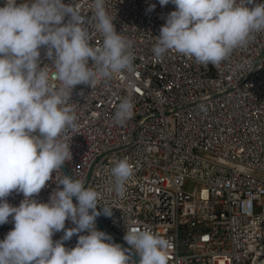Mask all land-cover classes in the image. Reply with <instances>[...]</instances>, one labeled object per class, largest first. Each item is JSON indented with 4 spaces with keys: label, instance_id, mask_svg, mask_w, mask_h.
<instances>
[{
    "label": "built area",
    "instance_id": "built-area-1",
    "mask_svg": "<svg viewBox=\"0 0 264 264\" xmlns=\"http://www.w3.org/2000/svg\"><path fill=\"white\" fill-rule=\"evenodd\" d=\"M74 4L91 17L92 0ZM151 4L156 7L149 12ZM105 7L115 15L116 31L132 41L134 67L93 88L73 89L77 127L65 134L72 160L34 198L48 202L55 175H68L113 207V215L102 214L96 226L125 248L126 227H136L168 240L169 264H264V32L218 66H204L175 50L162 58L152 52L174 5L106 0ZM101 42L93 32L90 43ZM41 59L54 78L44 49ZM126 96L133 100V116L119 125L114 113ZM122 158L134 174L120 198L109 188L112 162ZM23 198L13 192L7 200L18 206ZM9 220L0 225V240L14 227ZM74 226L66 221V228ZM77 239L65 247H75Z\"/></svg>",
    "mask_w": 264,
    "mask_h": 264
},
{
    "label": "clouds",
    "instance_id": "clouds-1",
    "mask_svg": "<svg viewBox=\"0 0 264 264\" xmlns=\"http://www.w3.org/2000/svg\"><path fill=\"white\" fill-rule=\"evenodd\" d=\"M105 4L106 0H92L91 17L74 0H5L0 7V225L10 217L14 224L0 240V264H137L134 256L138 264H169L168 240L150 230L126 227L127 248L98 230L97 218L111 217L113 207L101 204L100 193L80 179L55 175L57 188L48 202L34 198L53 173L62 172L72 160L65 134L77 127L70 103L73 89L93 88L101 79L134 67L132 41L116 31L115 15H109ZM159 4H172L175 10L164 17L156 36V58L175 50L201 65L218 66L264 32V3L257 0ZM155 7L151 4L147 11ZM93 32L102 38L99 45L90 43ZM41 49L54 78L41 59ZM133 109L131 96L124 97L114 121L123 125ZM133 174L127 158L114 160L109 191L123 198ZM13 192L23 194L18 206L7 200ZM66 221L75 226L66 228ZM59 232L62 237L54 241ZM74 235L75 247H65Z\"/></svg>",
    "mask_w": 264,
    "mask_h": 264
},
{
    "label": "rangeland",
    "instance_id": "rangeland-1",
    "mask_svg": "<svg viewBox=\"0 0 264 264\" xmlns=\"http://www.w3.org/2000/svg\"><path fill=\"white\" fill-rule=\"evenodd\" d=\"M193 188H194V185H192V184H188V185L186 186V191H187V192H191V191L193 190Z\"/></svg>",
    "mask_w": 264,
    "mask_h": 264
}]
</instances>
